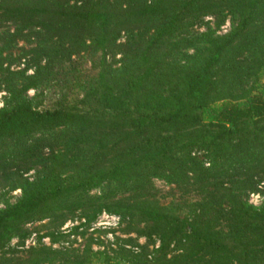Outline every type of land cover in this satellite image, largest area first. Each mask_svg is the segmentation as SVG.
<instances>
[{
    "label": "trees",
    "instance_id": "1",
    "mask_svg": "<svg viewBox=\"0 0 264 264\" xmlns=\"http://www.w3.org/2000/svg\"><path fill=\"white\" fill-rule=\"evenodd\" d=\"M97 53L77 103L27 96ZM0 91V183L20 191L0 210V249L27 223L78 215L76 234L104 212L147 245L110 257L89 243L76 264H147L153 237L150 264H264V0H0ZM155 180L198 199L162 205ZM49 250L22 264L52 263Z\"/></svg>",
    "mask_w": 264,
    "mask_h": 264
},
{
    "label": "rangeland",
    "instance_id": "2",
    "mask_svg": "<svg viewBox=\"0 0 264 264\" xmlns=\"http://www.w3.org/2000/svg\"><path fill=\"white\" fill-rule=\"evenodd\" d=\"M211 18H206L205 22L212 23ZM212 25V24H211ZM13 30V28H11ZM230 29V23L227 20L223 26L220 27L218 34H224ZM205 30L204 26L197 28V31L203 32ZM125 41V35L122 33L117 43H123ZM25 45L20 42L16 48L17 50L24 47ZM120 54H116L114 59L107 53L105 60L107 63H112L114 60L118 61ZM101 59V53L95 55L91 54H81L78 57H73L71 62L67 64L64 72V77L59 79L57 82H53L46 87L39 89L37 92L34 90H29L27 96L29 98L35 95L38 98V108L40 110L53 109L60 100L66 99L69 103H77L81 100L83 95L84 84L89 81L97 72L99 61ZM30 58H24L18 64H13L10 70H20L24 65L29 63ZM114 63V62H113ZM117 63V62H116ZM31 64V63H30ZM32 67V66H31ZM112 67H117V64H112ZM34 68H30L27 71V75H32ZM5 95L3 91H0V104L2 97ZM47 153V151L45 150ZM197 155V154H196ZM207 167V165H206ZM34 170L29 171L25 176L32 179L34 178ZM154 184L159 192V201L162 205H168L170 202H176L183 206L181 210L186 212L187 205L197 201V196L192 189V193L189 196L182 198L183 196L180 192H177L173 186L165 184L163 181L155 180ZM259 191H264V188H260ZM91 194H99V191H92ZM260 197L262 195L258 192ZM250 195V194H249ZM249 195L247 196V201L249 202ZM20 197V191L14 190L10 191L8 186H1L0 183V210L4 209L7 204H14ZM107 215L109 218H104L103 215ZM115 215H109L107 213H102L97 217L95 222L84 228L81 226L76 234L72 233V229L78 227L80 224L84 223L83 219H80L78 215L68 219L62 225H51L48 220H43L41 222L27 223L23 226V231L27 234L24 240H20L18 237L11 239V241L3 248L0 249V256L5 253L6 258H13V264H22L29 258L28 251L31 249H37L41 247L50 248V258H52V263L45 262L43 264H66L70 262L71 264L77 263L76 256L82 257L86 247L89 243L91 245V250L93 252L103 251L108 256L112 257L120 248H125L132 251L134 254L142 253L140 247L147 245L148 241L144 237L136 236V234H124L125 223L113 220L111 217ZM85 232L82 236L81 233ZM55 233L61 238L56 242H51V238L47 235L49 233ZM133 238L137 240L139 246H130L121 242L123 239ZM153 243L149 244L148 253L146 259L147 264H150L153 258L154 250L159 247V241L157 237H153ZM158 245V247H157ZM53 253H56L55 255ZM171 255V254H170ZM99 258L94 260L93 264H99Z\"/></svg>",
    "mask_w": 264,
    "mask_h": 264
},
{
    "label": "built area",
    "instance_id": "3",
    "mask_svg": "<svg viewBox=\"0 0 264 264\" xmlns=\"http://www.w3.org/2000/svg\"><path fill=\"white\" fill-rule=\"evenodd\" d=\"M0 107H1V104H0ZM261 201H262V198L260 197V195L258 193H251L249 195V202L248 203L251 204V205H253V206H255V207L259 206L260 203H261ZM103 217L104 218H109L105 214L103 215ZM111 218L113 220H115L116 222H118L119 219H120L118 216H112ZM157 247H158V245H157Z\"/></svg>",
    "mask_w": 264,
    "mask_h": 264
}]
</instances>
